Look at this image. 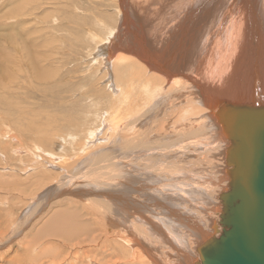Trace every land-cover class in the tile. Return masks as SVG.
I'll return each instance as SVG.
<instances>
[{"label": "rangeland", "instance_id": "rangeland-1", "mask_svg": "<svg viewBox=\"0 0 264 264\" xmlns=\"http://www.w3.org/2000/svg\"><path fill=\"white\" fill-rule=\"evenodd\" d=\"M28 1L29 2L23 0H0V37L14 36L13 42L17 46L21 47L19 34L24 31L28 32L37 30L32 35V37L33 39L39 38V40L44 43L45 47L41 48V51L46 56L50 57V59L46 58L45 60H41V65L45 66L46 73L48 75L56 76L57 84L55 85L56 90L53 91L54 98L50 97L49 95L45 96L44 98H36L35 95H31L26 100H24L23 98L21 99L17 96L16 99H19L18 101L14 98H8L0 93V96H2L3 98L6 97L5 99L0 97V114L2 115V117L0 116V264H150V260H148L149 257L145 252L142 251V249H144L145 247H147L151 258L154 259V262L156 261V264H163L164 262H166V264H172L171 258H174V254L172 252L174 248L172 247L174 246L171 245L161 233L152 231V234H150L151 231L148 228V224L138 218L142 215L128 211L129 215L133 216L129 217V215L126 214V223H132L133 225L131 224L130 226H132L133 228H128L129 230L125 232L127 228L122 227L123 224L120 221L114 222L116 228L113 226H104L103 223L104 218H106V214L108 215V212L112 211L110 209L122 208H118L116 206L106 208L104 207L103 203L99 202L100 200L98 201L99 205L96 201L90 202L88 198H82V196L87 197V195H84V193L76 190L69 191V194L68 192H60V194H56L59 197L56 195L52 198L49 197L50 201L48 199L47 201L45 200V198L41 197L42 195H45V190L47 191V189L56 191L54 188L59 186L61 182L63 183L64 180L66 181L75 179L74 181L82 183V181L88 182V178L91 177L94 178L93 183H96L95 185H101L99 188H106L107 186H110L109 184L115 181L113 174L117 175L120 169H118L116 173L112 171L111 173L110 170H107V177L104 176V174H97V170L95 172V168H93V159L104 155L105 160L107 159L110 162L108 161L106 164L101 162L100 164L102 166L104 165L103 167H105L107 164H110L112 166L116 165V167L118 166L119 168L120 164L123 165L126 162L127 166L123 165L125 166V169L122 168V172L129 169L131 171L129 176L130 178L138 177V179H141L142 181L144 180L145 176L149 178L150 176L154 175L152 176V178H162L160 182L163 185L165 184L169 187L173 183L170 186V191L178 192V197L182 198L183 200L177 199L175 197L171 198L170 200H172V202L176 204V206L172 207L162 199L161 195L155 193L157 189V183H154L152 181V186H150V182H148L147 186L140 188L141 195L136 196L142 198V200H144L143 202L150 203V198L155 197L154 199H156V201L160 204L151 205L152 210H149L152 213H154V209H158V206H163L162 203L169 207V209H178L176 207L180 203L181 210L179 209L177 210V212L181 214L182 219L185 220L187 218L188 222L190 224L192 223L191 226H194V223L197 222L194 227L198 226L204 232L208 230L207 232L209 233V235L212 234L213 231L211 229L215 224L220 230V226L218 225V209H220L218 195L219 193L227 189V184H225L226 180L223 181V176L226 177L224 175L225 147L223 148L221 145L213 143L208 124L206 123V121H203V119H199L200 116L202 117L201 114H204L205 112L203 111L204 113H200L196 105L198 100L193 99L195 92L192 91V88L189 84H184L183 82L179 84V86L171 85L169 86L170 88L167 89H171L173 92L177 90H183L181 92V95L183 96L176 101V107L174 106L173 108H171V110L166 111V113L165 111L163 113H158L155 108L152 109V107H150V105L154 106V103H152L151 101L149 106L146 107L145 105H143V107H141L140 109L138 105L134 106L133 104L134 100L137 97L143 96V98L151 99L146 96V94H143L140 91L146 85L145 83H148L150 85L152 83L151 80L143 79L141 83L139 81H136L135 84H133V88H139L140 85V90L136 89L134 90L135 94H132V96H134V100L129 103H127L125 100H123L124 102L122 101L121 94L119 95V93L121 89L125 90L129 86V79L134 78L133 76H131V72L139 70L138 73H142V71H140L139 69V67L141 66L139 64L135 65L138 60L139 63L141 62L140 58L137 57V59H135L136 55L132 53V56H135L133 57L136 61L133 59H128L132 63H121L123 64L122 68H118L119 65H114L113 67L111 66L108 71L109 74L107 72L106 65L102 63L101 57L98 58L97 61H95L96 59L92 61V58H90L93 50H98V47L95 46L98 42L100 43L102 40H105V43H108L114 38L115 34H123L122 26L118 28L120 22L122 21V12L120 6L122 2L120 0H82V2L81 0H33V3L30 0ZM130 1H132V3ZM130 1L126 0L127 9H131L127 10L128 13L130 14V16H134L133 18H136L135 16H138L141 17L142 20L146 19L145 23L143 24L144 26L146 24L149 25L150 23L149 26H145L147 35V37L145 35V38L151 39L152 26L155 25L154 23H159L152 19V0H144L145 2L143 0ZM55 6L57 9L55 8ZM76 6L78 9L81 8L80 11L76 8ZM169 8L172 11V14L170 15H173V13L175 14V12L176 14H179V11L175 9L173 11L170 6ZM33 10H35L36 12H34ZM83 10L84 12H82ZM28 11H33V16L30 15L27 17ZM134 12L137 15H135ZM7 15L10 17L13 16V19H5ZM63 16L66 17L64 18ZM58 21L60 22V25ZM161 22L173 24L169 16L162 19ZM67 23H69L70 25ZM14 24H18V29L10 28L9 25L14 26ZM104 27H108L109 29H105ZM150 28L151 33L149 34ZM118 29L121 30L118 31ZM90 33H92V35ZM95 36H97L98 38ZM163 38L166 39L167 37L163 36ZM83 40L85 41L83 42ZM10 46H8L4 42L1 43V50L4 52V55L0 60L4 62L6 61L7 51L10 49ZM88 46H91V50ZM126 51V49L125 51L123 50V52L129 54V52ZM97 52L98 51H96L92 55V57L95 56ZM11 55L12 52L9 53V56ZM75 56L78 60H76ZM70 57L72 58L69 59ZM88 57L89 59H87ZM73 59L77 63H75ZM50 60L54 62V64H52L53 66L49 65ZM150 74H152V72ZM181 79L183 78L181 77ZM112 82L115 83L116 87L119 85L121 88L119 86L115 88ZM4 83L8 84V80L5 79ZM31 85L33 87H36L35 84ZM186 85L189 90L191 88L190 91L186 88ZM42 87L46 90V87L50 88L51 86L44 84ZM191 91L193 92V94L191 93ZM131 93L132 91L130 92V95ZM195 96L194 98H196ZM176 97L178 98L177 95ZM143 98L141 102L143 101ZM162 99L163 97H161L160 99L157 98L158 101ZM10 100L13 101L12 103L15 106L16 112L18 109L24 111V113H18L21 115V118L20 115H17L15 111H10ZM163 101L162 103H165L166 100ZM159 104H161V102ZM194 104L196 107H192ZM125 107H132V113L134 108L136 107L134 110L135 116L133 115V118L131 120V116L127 118V110L129 109H126ZM137 107H139L138 114H136V110H138ZM117 110L122 114L119 112V116L116 115L118 114ZM151 110L153 113H151ZM173 112L175 113V115ZM11 113L14 118H20L17 119V123L13 124V121L10 118L11 116L9 115ZM114 113H116V116L114 115ZM148 113L151 114V118L149 117ZM147 114L148 117L145 116ZM170 114L174 117H172ZM191 115L193 116L190 117ZM169 116H171V118ZM122 119L124 120L122 121ZM184 120H188V123ZM147 121L151 123V125L147 123ZM158 121H160V125L159 123H157ZM118 122L121 123L119 124ZM130 122L131 124H129ZM143 122H146L147 126H145V123ZM3 124H5V126H3ZM137 124L139 125V128L136 127ZM154 125L157 127H155ZM199 125H201V128ZM166 127L168 128L166 129ZM176 127L178 128L176 129ZM192 127H197L196 129L194 128V130H200L198 132L201 133L192 134V132L194 131ZM155 128H157L155 132H157V134H160L155 135ZM205 129H207L208 131ZM88 130L92 131L95 139L87 138L89 137L87 133ZM178 133L183 134L177 136ZM139 134H141V137L143 138L138 139V144H140L141 142L142 145H139L140 147L135 148L134 151H138L140 153L144 152L145 154L143 156L134 158L130 156V159H125L128 156H126L125 153H131V147H133L132 145L130 146L126 143L131 141L130 139H133L136 135ZM194 136H196L197 138ZM177 137L181 138V141L177 140ZM206 139L207 142H209L208 144L206 142ZM190 141L194 142V145L193 143L191 144ZM195 142L198 143L196 144ZM125 145L127 147H125ZM149 145L152 146L150 147ZM110 146L112 150L110 149ZM107 148L110 150L108 151ZM152 148H159L158 150H156L158 152L154 155V157L152 156ZM149 149L150 152L149 154H147ZM212 149L214 150V152ZM103 150L106 151L104 152ZM187 150L192 151L189 152ZM183 151L187 152L183 153ZM205 152L208 153V155ZM175 154L177 157H174ZM158 155L162 157H159ZM193 155H195L194 158ZM116 160L119 162H117ZM128 160H130L129 163ZM114 161L116 162L113 163ZM147 163L149 164L147 165ZM130 165H132V167L136 165L141 170L136 169L134 171L133 169L132 171ZM208 166L209 168H211L209 169ZM88 167L91 168L89 169ZM180 168L182 169L180 170ZM151 169H155L156 171H152ZM190 169L191 171L193 170L195 172L192 171V174ZM196 170H198V172L202 174H199ZM136 171L139 174L136 173ZM157 171L161 172L158 173ZM140 174H142V176ZM161 174H163V176H161ZM168 174H170V176ZM175 174L177 177H175ZM183 174H187V177H184ZM65 177L70 178L66 179ZM219 177H221L222 179H220ZM102 179L105 182H103ZM104 183L107 184L105 185ZM179 183H181L180 188L177 186V184ZM141 185L142 184H139V187H141ZM157 185L158 187L161 186L159 184ZM182 187L184 191H181L183 190ZM147 189H150L149 192ZM160 191L166 192L164 189L159 190V192ZM192 191L194 192L191 193ZM165 196L166 193L163 195V198ZM38 199L41 201V203ZM97 199H99V197ZM161 200H163L162 203L159 202ZM183 201H186L184 205ZM44 204H46L47 207ZM56 209L60 214L56 211ZM159 212L160 210L156 213ZM187 212H189V214ZM56 214L62 216H57L56 218ZM166 215L168 214L166 213ZM191 217L194 218L192 219ZM58 218H60V220ZM136 219L137 221L134 222V220ZM51 220L53 221L49 222ZM159 223H157V226L159 227L160 231H163ZM108 227H110V229ZM170 227L171 234L176 235L179 227L172 224H170ZM121 228H123V231ZM104 229L107 232L104 233ZM91 230L92 234L97 235V239H92L93 235H91ZM179 230L181 235L183 236L181 237V239L185 242L184 246L189 250H192L193 253L192 248L194 245H191V243L194 244V240L190 235L191 232L186 228H179ZM123 232H132L133 234H131L135 237V241L127 234H123ZM136 232L141 235L138 236ZM111 236H113L114 238ZM13 237L14 239H12ZM124 237L126 238V240ZM178 237L175 238L180 239V236ZM130 238L133 241L130 240L129 242L128 239ZM189 239L191 243L189 242ZM151 247L153 250L151 249ZM145 257H148V259ZM138 258H140L141 260ZM142 258L145 259L143 260Z\"/></svg>", "mask_w": 264, "mask_h": 264}, {"label": "bare ground", "instance_id": "bare-ground-1", "mask_svg": "<svg viewBox=\"0 0 264 264\" xmlns=\"http://www.w3.org/2000/svg\"><path fill=\"white\" fill-rule=\"evenodd\" d=\"M23 1L29 2L28 0H23ZM30 1L33 3V0H30ZM73 1H75V0H73ZM120 1L122 2L120 4V6H121V12H122V14H121L122 15V19L121 20L123 22L122 21L120 22L118 28L122 26L123 32L122 31L121 32L123 34H121V33H120L121 35H116L115 34L114 38L111 41H109L108 43H105V40H102L100 43L98 42L95 45L96 47H98L97 48L98 50L94 49L93 53L91 54V57H90V58H92V61H94V59H96L95 61H97V59L101 57L102 63L106 65V69H107V72H108L109 69L111 68V66L113 67L114 65H119L118 68H122L123 64H121V63H132L128 59L135 60V59H137V57H139L140 61L144 62V63H141V62L139 63V60H138L135 65L139 64L141 66V67H139V69H140V71H142L143 74L142 73L139 74L140 73V72L138 73L139 70L131 72V76H133L134 78H130L129 79V86L128 87L126 86L127 88L125 90L121 89L119 95L121 94L122 101L125 100L127 103H129V102L134 100V96H132V94L133 95L135 94L134 90L140 88L139 84H138L139 88L138 87L133 88V86H134L133 84H135L136 81H139L141 83L143 79L151 80V82H152L151 85L152 86L150 84H148V83H145L146 85L143 87V89L142 88H141L142 90L139 89L143 94H146V96H148L151 99H147V98H143V96H139V97H137L134 100V103H133L134 106L138 105L140 107V109H141V107H143V105H145L146 107L149 106L150 102L152 101V103H154V106L150 105V107H152V109L155 108L156 111H158V113L159 112L163 113L164 111L166 113V111L171 110V108H173L174 106L176 107V104H177L176 101L183 96V95H181V92L183 90H177V91L173 92L171 89H167V88H170L169 86H171V85L172 86H179V84H181L182 82L184 84H189L190 87L192 88V91L196 93V94L194 93V96L196 95L195 96L196 98H194V96H193V99H197L198 100L196 105H197L200 113H202L203 111L205 112V113L203 112L204 114H201L202 117L200 116L201 118L199 117V119L200 120L203 119V121H206V123L208 124L209 132H210V134L212 136L213 143L214 144L217 143V144L221 145L223 148L226 147V143H225L223 137L221 136V130H219V128L216 126L215 122L209 116V113H210L209 110L211 108H215V105L218 103V101H222V99H226V98H223V96H227L228 97V102H232L233 104L242 103V102L253 103V102H259V101H263L264 100V0H152V19L154 21H156V22H159V23H154L155 25L152 26V38H151L152 40L150 38L149 39L145 38V35H146L145 26H149L150 23H149V25L146 24L144 26L143 24L145 23L146 19L142 20L141 17L135 16L136 18H133L134 16H130V14L128 13L127 10H131V9H129V8L127 9L126 0H120ZM146 1H148V0H146ZM81 2H82V0H81ZM130 2L132 3V1H130ZM147 4H149V3H147ZM260 5L262 6V8H261ZM169 6L173 9V11H174V9L179 11V14H176V12H175V14L173 13V15H170V14H172V11L169 8ZM82 7H83V4H82ZM55 8H56V6H55ZM55 8H53V9H55ZM62 8H64V7H62ZM76 8H77V6H76ZM76 8H75V10H76ZM65 9H63V10H65ZM80 9H78V10L80 11ZM15 10H16V8H15ZM69 10H70V8H69ZM71 10H73V9H71ZM116 10H118V9H116ZM33 11L36 12L35 10H33ZM33 11H28L27 12V17L30 16V15L33 16V14H34ZM82 12H84V10ZM131 15H132V13H131ZM135 15H137V14L135 13ZM168 16L170 17V20L173 22V24L161 22L162 19H164V18H166ZM12 17L7 15L5 17V19H13ZM51 18H54V17H51ZM106 18H108V17H106ZM55 21H56V19H55ZM69 23H67V24H69ZM18 24H16V25L14 24V26H12V25H9V26H10L11 29H18V27H17ZM54 25H55V22H54ZM59 25H60V22H59ZM75 26H77V25H75ZM106 28H108V27H106ZM98 30H102V29H98ZM120 30L118 29V31H120ZM158 30H160V31H158ZM36 31L37 30L28 31V32L24 31V32H21L19 34V39L21 41V47L17 46L13 42L14 36L0 37V59L4 55V52L1 50V43L4 42L8 46L11 45L10 49L7 51V59H6V61L4 62V61L0 60V93L2 95H5L8 98L16 99L17 96H18L21 99L23 98L24 100H26L31 95H35L36 98H41V97L44 98L45 96H48V95L50 97L54 98L53 91L56 90L55 89V85L57 84V79H56L55 75H51V76L48 75L46 73L45 66L41 65V60H45L46 58L50 59V57L46 56L41 51V48L45 47L44 43L41 40H39V38L38 39L37 38L33 39L32 35ZM117 33H119V32H117ZM150 33H151V28H150L149 34ZM90 34L92 35V33H90ZM163 36H165L167 38L164 39ZM95 37H97V36H95ZM146 37H147V35H146ZM159 37L161 38V40H160ZM84 41L85 40H83V42ZM126 44H127L128 47L126 46ZM88 47H90V50H91V46H88ZM125 47H127V48H125ZM125 49L127 50L126 52H129V54H126L125 52H123V50L125 51ZM82 50H84V49H82ZM96 51H98L97 54L92 57V55ZM10 52H12L11 56H9ZM132 53H134V55H136V57L133 55L135 57V59L132 56ZM129 55H131V56H129ZM71 58L72 57H70L69 59H71ZM75 58H76V56H75ZM87 59H89V57ZM76 60H78V59L76 58ZM73 61H74V59H73ZM74 62L77 63L76 61H74ZM52 64H54V62L52 60H50L49 65L53 66ZM149 72L150 73L152 72V74H150ZM108 74H109V72H108ZM181 77L183 79H181ZM5 79L8 80V84L4 83ZM117 79H118V77H117ZM156 81H158V82H156ZM124 82H125V80H124ZM31 84H35L36 87H33ZM44 84L50 85L51 87L50 88L46 87V90H45L42 87ZM112 84L114 85L115 88H117L119 86L118 85L116 87L114 82H112ZM121 86H122V83H121ZM186 88L188 89L187 85H186ZM191 88H190V90H191ZM131 91H132V93L130 95ZM192 91H191V93L193 94ZM176 95L178 96V98L176 97ZM0 97H2V96H0ZM161 97H163V99L158 101L157 98L160 99ZM5 98H3V99H5ZM142 98H143V101L141 102ZM16 100L19 101V99H16ZM163 100H166L165 103H162ZM154 101H158V102H154ZM12 102L13 101H11L9 103V109H10V111L12 110V112H13L16 109H15V106H14V104ZM160 102H161V104H159ZM181 103H182V101H181ZM183 103H184V101H183ZM0 105H1V103H0ZM127 105H125V106H127ZM139 107H137L138 110H136V114H138ZM192 107H196L195 104ZM125 108L129 109V110H127L128 111V113H127L128 117L127 118H129V116H131V118H130V120H131L133 118V115L135 116L134 110H135L136 107L133 110L134 114L132 113V107H125ZM125 108H123V109H125ZM144 108H142V109H144ZM3 111H5V110H3ZM187 111H189V110H187ZM117 112H118V110H117ZM119 112H118V114L114 113V115L116 114V115L119 116ZM18 113H24V111H22L21 109H18L16 114L20 115ZM143 113H145V112H143ZM151 113H153L152 110H151ZM148 114L145 115V116L148 117ZM9 115L11 116V117L10 116L9 117L13 121V124L17 123L18 122L17 119L21 118V115H20V118H14L12 113L9 114ZM174 115H175V113H174ZM0 116L2 117L1 114H0ZM150 116H151V114H149V117ZM153 116H154V114H153ZM155 116H156V114H155ZM171 116H169V117L171 118ZM192 116L193 115H191L190 117H192ZM172 117H174V116H172ZM156 118H155V120H156ZM159 118H160V116H159ZM124 119H122V121ZM5 120H6V118H5ZM153 120H154V118H153ZM188 120H184V121H187V123H188ZM136 121H139V120H136ZM171 121H169V122H171ZM143 123H145L144 125L147 126L146 122H143ZM147 123H149V122L147 121ZM153 123H154V121H153ZM157 123H159V125H160V121H158ZM164 123H165V121H164ZM129 124H131V122ZM138 124H137L136 127L139 128L140 124L139 125ZM149 124L151 125V123H149ZM141 125H143V124H141ZM3 126H5V124H3ZM199 126L201 128V125H199ZM155 127H157V126H155ZM168 127H166V129ZM177 128L178 127H176V129ZM194 128H193V130H194ZM156 129L157 128H155L154 132L156 131ZM190 129H191V127H190ZM185 130H187V129H185ZM205 130H207V129H205ZM198 131H200V130H198ZM198 131L194 130L192 132V134L201 133V132H198ZM87 133H88V136H89L87 138L95 139L92 131L88 130ZM155 133H156L155 135L160 134V133L157 134V132H155ZM142 134H143V132H142ZM182 134L183 133H178L177 136H180ZM162 135H163V133H162ZM194 137H196V136H194ZM206 137H207V134H206ZM141 138H143V137H141V134H139V135H136L133 139H130L131 141L126 143V144H128L130 146L132 145L133 147H131V151H132L131 153L130 152L127 153V154L125 153L126 156L128 155L125 159H130L129 158L130 156L132 158H134V157L143 156L145 154L144 152L140 153L138 151H134L135 148L140 147L142 145L141 142H140V144H138V142H139L138 139H141ZM169 138H170V136H169ZM207 139H206V142H207ZM172 140H173V138H172ZM177 140L181 141V138L177 137ZM120 142H121V140H120ZM190 142H191V144L193 143V145H194V142H192V141H190ZM206 142H204V143H206ZM183 143H185V142H183ZM195 143L197 144L198 142H195ZM208 143L209 142H207V144ZM85 145H87V144H85ZM109 145H110V143H109ZM185 145H187V144H185ZM200 145H198V146H200ZM125 147H127V146L125 145ZM84 148H85V146H84ZM175 148H177V147H175ZM99 149H101V148H99ZM110 149H111V146H110ZM110 149H108V151ZM158 149L152 148V156L153 157H154L155 154H157L158 151H156V150H158ZM192 150H190V151H192ZM204 150H206V149H204ZM217 150H218V148H217ZM224 150H225V148H224ZM173 151H174V148H173ZM187 151H189V150H187ZM187 151H183V153L187 152ZM149 152H150V149L148 150L147 154H149ZM200 152H201V150H200ZM213 152H214V150H213ZM206 154L208 155V153H206ZM201 155H202V153H201ZM102 156H103V158H102ZM102 156H99V157H96V158L93 159L94 160V162H93L94 163V167L93 168H95V172L97 170V172H96L97 174H100V175L104 174V176L108 177V175L106 173L107 170H110V172L112 171V172L116 173V171H118V169H120L118 171L117 175L113 174V177L115 179L114 182H112L109 179L112 182L111 184H109L110 186H107L106 188H102V187L99 188L101 185H95L96 183L95 184L93 183V179L94 178H91V177L88 178V182L82 181V183H78V182L74 181L75 179L74 180H66V181L64 180L63 183L61 182L59 184V186L54 188L56 191H54L52 189H47V191L45 190V195L44 196L42 195L41 198H45V200H47V199L49 200V197L52 198L56 194H60V192L61 193L62 192H68V194H69L70 193L69 191H71V190L80 191L81 193H84V195H87V197L86 196H82V198H84V199L88 198V200L90 202L96 201L98 203V205H99V202H101V203H103L104 207H106V208H108V207L111 208L113 206H116L118 208H122V209H110L112 211L108 212V215L106 214V218H104L103 223H104V226H113V227L116 228V225L114 224V222L115 221H120L123 224L122 227L127 228L125 230V232L127 230H129L128 228H131V229L133 228L132 226H130L132 223H130V222L126 223L125 215L126 214L129 215L128 211L138 213V214L142 215L143 217L142 216H139V217L137 216V217L139 219H141L143 222L148 224V228L151 231L150 234H152V231L157 232V233L159 232V233H161L164 236V238L171 245L174 246V247H172V248H174L173 250L169 249V250H172V252L174 254V258H171L172 264H192L195 261H198L196 249H197L198 245L202 244V242H204L210 235L207 232L208 230L207 231L205 230L206 232H204L200 227H198V226L194 227L195 224H197V222L194 223V226H191L192 223L190 224L188 222L187 218L185 220L182 219L181 214H179V212H177V210H179V209L181 210V204L180 203L179 204L177 203L178 205H177L176 208H178V209H172V208L169 209V207H167L165 204L162 203L163 200H164V201L167 202L168 205H170L172 207V206H176V204L173 203L172 200H170L171 198L175 197L177 199L183 200L182 198L178 197V192H171L170 191V186L173 183L169 187L166 186L165 184L163 185L160 182L162 178H158V177L157 178L156 177L152 178V176H154V175L150 176L149 178L145 176L144 180H142L144 182H142L141 179H138V177L130 178L129 176H130L131 171L129 169L128 170H124L122 172V170L125 169V166H123V165H126V162L123 165L120 164L119 168H118V166L116 167V165L112 166L110 164H107L105 167H103L104 165L102 166L100 163L102 162V163L106 164L109 160H107V159L105 160L104 155H102ZM175 156H176V154L174 155V157ZM194 156L195 155H193V158H194ZM159 157H162V156H159ZM184 157H185V155H184ZM187 157H189V156H187ZM182 158H183V156H182ZM196 159H197V157H196ZM204 159H206V158H204ZM189 160H191V159H189ZM116 161H114L113 163H115ZM129 161L130 160H128V163H129ZM187 161H188V158H187ZM117 162H119V161H117ZM148 164L149 163H147V165ZM155 164H157V163H155ZM132 165H130L132 171H133V169H134V171L136 169H139L138 166L135 165L134 166L135 168H134V167H132ZM186 165H188V164H186ZM111 166L112 167H116V168H112ZM209 166H210V164H209ZM209 166H208V168H209ZM162 168H163V165H162ZM182 168H180V170ZM194 169H197V168H194ZM139 170H141V169H139ZM153 170H155V169H153ZM218 170H220V169H218ZM190 171H191V169H190ZM190 171H188V172H190ZM192 171H191V173H192ZM196 171L198 172V170H196ZM211 171H213V170H211ZM147 172H149V171H147ZM159 172H161V171H159ZM193 172H195V171H193ZM136 173H138V172L136 171ZM142 174H140V175L142 176ZM199 174H202V173H199ZM168 175L170 176V174H168ZM183 175H184V177L185 176L187 177V174L186 175L183 174ZM161 176H163V174H161ZM175 177H177L176 174H175ZM69 178H66V179H69ZM81 178H83V177H81ZM219 178L222 179L221 177H219ZM79 180H80V178H79ZM224 180H226V177L223 176V181ZM102 181H103V179H102ZM152 181L154 183H157V184L161 185L160 187H158V185L156 184L157 189L155 188L156 189L155 193L161 195L162 199H163V200L159 201L160 203H162L163 206H158V209H154V211H153L154 213H152L149 209L152 210V206L151 205H154V204L158 205L159 204L156 201V199H154L155 197L154 198L153 197L150 198L151 199L150 203L149 202H143L144 200H142V198L137 197V196L141 195L140 194V188H143V187L147 186L148 182H150V186H152ZM103 182H105V181H103ZM99 184H101V183H99ZM139 184H142L141 187H139ZM225 184H227V180H226ZM186 185H184V186H186ZM206 185H209V184H206ZM177 186L180 188L181 187V183L177 184ZM166 187H168V188H166ZM161 189H164L166 192H162V191L159 192V190H161ZM182 189H183V187H182ZM149 190H148V192H149ZM181 191H184V189L181 190ZM193 192L194 191H192L191 193H193ZM165 193H166V196L163 198V195ZM197 193H198V190H197ZM204 193H205V191H204ZM56 196H58V195H56ZM98 197H99V199H97ZM94 198H96L97 200L94 199ZM209 198H210V196H209ZM84 201H86V200H84ZM203 201H204V199H203ZM178 202H179V200H178ZM185 202L183 201V205H184ZM40 203H41V201H40ZM44 205L46 206V204H44ZM188 207H187V210H188ZM94 210H96V209H94ZM123 210H124V214H123ZM159 210H160V212L156 213ZM56 211H57V209H56ZM142 213H144V214H142ZM166 213L168 215H166ZM187 213L189 214V212H187ZM55 216L57 218V216H59V215L56 214ZM60 216H62V215H60ZM83 216H84V214H83ZM132 216L133 215H129V217H132ZM58 219L60 220V218H58ZM117 219H119V220H117ZM52 221L53 220H51L49 222H52ZM136 221H137V219L134 220V222H136ZM159 221H160V223H159ZM157 223H159L161 225L160 227H161V229H163V231H160L159 227L157 226ZM170 224L175 225V226H177L179 228H182V229L186 228V229H188L191 232L190 235H191L192 239L194 240V242H193L194 244H192L190 242V239H189V242L191 243V245H194L193 248H192L193 249V253H192V250H189L188 248H186L184 246L185 242H184V240L182 241V239H181V237H183L181 235V233H180L181 229L179 230V228H178L176 235H172L171 234ZM108 228L110 229V227H108ZM121 229L123 231V228H121ZM211 230H213V229H211ZM55 231H57V230H55ZM90 232H91V235H93L92 239L95 240V238L96 239L98 238L97 235L92 234V230ZM105 232H107V231H105V229H104V233ZM184 232H186V231H184ZM131 233H124L123 232V234H127L129 237L133 238V240L135 241V237L132 235L133 233L132 234ZM137 235L139 236L141 234L137 233ZM178 236H180V239L175 238V237H178ZM111 237H113V236H111ZM121 238H123V237H121ZM131 238L128 239L129 242H130V240L133 241ZM12 239H14V237ZM125 240H126V238H125ZM131 246H132V244H131ZM122 248H124V247H122ZM168 248H170V247H168ZM151 249H152V247H151ZM3 250H5V249H3ZM142 251L145 252L147 254V256L149 257V259H148V257H145V258L150 260L149 261L150 264H154V263L156 264V261L154 262V259L151 258L147 247L142 249ZM125 252H126V250H125ZM157 252H159V251H157ZM134 256H137V255H134ZM138 259H140V258H138ZM164 263L166 264V262H164Z\"/></svg>", "mask_w": 264, "mask_h": 264}, {"label": "water", "instance_id": "water-1", "mask_svg": "<svg viewBox=\"0 0 264 264\" xmlns=\"http://www.w3.org/2000/svg\"><path fill=\"white\" fill-rule=\"evenodd\" d=\"M223 98L209 110L226 143L220 230L213 225L192 264H264V100L233 104Z\"/></svg>", "mask_w": 264, "mask_h": 264}]
</instances>
